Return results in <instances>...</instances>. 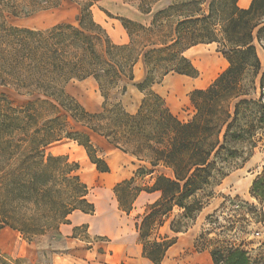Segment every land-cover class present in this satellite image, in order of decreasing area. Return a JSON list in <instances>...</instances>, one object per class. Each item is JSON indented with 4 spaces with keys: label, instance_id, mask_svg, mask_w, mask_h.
<instances>
[{
    "label": "trees",
    "instance_id": "trees-1",
    "mask_svg": "<svg viewBox=\"0 0 264 264\" xmlns=\"http://www.w3.org/2000/svg\"><path fill=\"white\" fill-rule=\"evenodd\" d=\"M63 1L0 0V86L29 98L16 106L0 94V230L44 234L36 222L49 208L57 219L67 218L62 224L76 210L94 214L79 163L44 150L62 139L74 140L100 173H108L111 166L92 141L97 135L150 165L117 183L114 193L120 209L129 214L141 192H160L136 228L143 255L161 264L177 240L161 229L170 221L172 233L184 232L187 221L205 207V198L213 195L227 165L264 130V73L260 98L250 97L262 67L254 42L264 32V0H252L247 8L239 0H171L149 25L119 17L130 38L126 44L114 43L95 20L93 7L100 0H69L81 7L76 23L40 30L13 24L15 18L57 8ZM201 43H217L229 65L209 86L190 92L195 113L183 121L153 86L170 73L196 77L199 71L185 52ZM140 60L147 76L138 88L145 95L132 113L119 98L109 101L115 90L126 92ZM89 77L104 97L100 111H89L66 91L70 81ZM160 165L172 175L161 173L151 184L132 186L138 174L153 173ZM251 194L264 201V170ZM176 208L180 212L172 218ZM210 253L214 264H264V254L252 257L237 245H216ZM5 258L0 256V264H7Z\"/></svg>",
    "mask_w": 264,
    "mask_h": 264
},
{
    "label": "rangeland",
    "instance_id": "rangeland-1",
    "mask_svg": "<svg viewBox=\"0 0 264 264\" xmlns=\"http://www.w3.org/2000/svg\"><path fill=\"white\" fill-rule=\"evenodd\" d=\"M170 3L171 0H100L93 7V15L95 20L104 26L114 43L126 44L130 38L119 17L149 25L155 13L166 8ZM141 7L150 8L151 12L142 13ZM80 9L77 3L64 0L57 8L36 11L15 18L13 24L40 30L61 23H76ZM257 34L258 29L255 31L256 36ZM260 38L254 42L262 64L261 71L255 79L257 90L250 96L254 99L261 96L260 80L264 73V32ZM185 54L198 69V75L190 77L170 73L159 83L154 84L153 89L163 96L179 119L188 121L195 113L190 101V92L209 86L229 64L218 51L217 43L195 45ZM134 73L135 79L126 82V92L121 94L120 90H115L109 101L113 104L116 98H119L126 110L132 113L138 110L145 95V92L138 88L147 76V68L143 60L136 64ZM66 91L89 111L95 112L102 109L104 97L98 82L93 77L70 81ZM0 94H6L16 106L23 105L29 99L3 86H0ZM92 141L103 152L110 164V172L100 173L91 163L84 148L68 138L50 144L44 151L46 155H67L70 161L79 163L78 174L88 185V197L95 205L96 211L92 215L124 216L126 212L118 208L119 203L114 193L115 185L133 177L140 167H150V165L117 149L103 137L93 135ZM255 141L253 146L246 144L233 163L227 165L224 175L212 188L213 195L205 198L208 200L205 207L195 220L187 221L188 227L184 232L172 233L169 230L170 221L161 229L163 234L177 236L176 243L168 250L161 264H214L210 251L216 245L241 246L252 257L264 254V201L251 194L254 180L264 170V130L257 132ZM161 173L172 175L171 170L160 165L154 169L153 173L138 174L132 186L151 184ZM125 205L128 206L129 202L125 201ZM146 209L147 207L145 211ZM179 212L180 210L176 208L172 218ZM209 215H212L210 220L207 218ZM142 216L143 214H139V220ZM38 217L37 226L45 231H43L44 234L25 236L9 227L0 230V256H6L7 264H99L101 261L97 262L93 258L98 259V253L104 251L106 243L113 240L109 236L96 235L92 230L89 231L87 226L79 228L75 236L92 243L80 246H85L82 247L84 250L86 247L94 248L95 256L93 255L91 260L80 259L77 263L74 257L79 259L82 256L80 248L76 246L77 249L71 250L72 257L66 254L68 253L66 240L60 230L67 218L57 219L58 213L50 208L42 211ZM202 233L204 237L195 246L196 239Z\"/></svg>",
    "mask_w": 264,
    "mask_h": 264
},
{
    "label": "crops",
    "instance_id": "crops-1",
    "mask_svg": "<svg viewBox=\"0 0 264 264\" xmlns=\"http://www.w3.org/2000/svg\"><path fill=\"white\" fill-rule=\"evenodd\" d=\"M251 2L252 0H247L245 3H242V0H239L238 4L243 8H247ZM159 197L160 192H141L135 200L136 202L131 213L129 215L125 213L124 216L113 215L111 217H104L99 214L84 213L80 210L74 211L69 215V223L63 224L60 229L62 236L66 240L68 252L66 254L71 256V250L80 248L82 256L79 259L74 257L76 262H79L80 259L85 260V258L91 260L95 256L94 248L86 247L84 250L82 247L85 246H80L87 245L88 243L91 245L92 243L89 240H83L75 236L79 228L87 226L89 231L92 230L96 235L109 236L113 239L106 243L104 251L98 253V259L96 257L93 258L97 262L101 261L99 264H153L143 255V245L140 241L136 223L139 221V214H144L147 205L156 201ZM78 242L79 244H77ZM76 246L78 247L76 248ZM66 254L65 256H68Z\"/></svg>",
    "mask_w": 264,
    "mask_h": 264
},
{
    "label": "bare ground",
    "instance_id": "bare-ground-1",
    "mask_svg": "<svg viewBox=\"0 0 264 264\" xmlns=\"http://www.w3.org/2000/svg\"><path fill=\"white\" fill-rule=\"evenodd\" d=\"M247 0H242V3H245Z\"/></svg>",
    "mask_w": 264,
    "mask_h": 264
}]
</instances>
